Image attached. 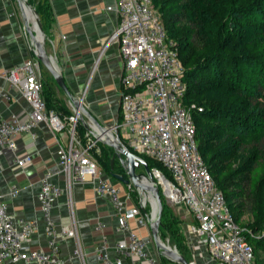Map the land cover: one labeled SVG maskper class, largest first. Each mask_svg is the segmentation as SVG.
<instances>
[{
	"label": "built area",
	"instance_id": "built-area-1",
	"mask_svg": "<svg viewBox=\"0 0 264 264\" xmlns=\"http://www.w3.org/2000/svg\"><path fill=\"white\" fill-rule=\"evenodd\" d=\"M119 23L112 37L118 41L122 62L120 98L121 119L109 129L120 144L140 156L157 161L166 170L168 187L160 191L167 199L182 203L193 217L188 234L204 241L207 255L218 264H255L252 246L245 237L246 228L234 219L224 193L216 185L196 144L192 119L194 104L184 103L186 83L184 66L176 41L169 37L153 0H115ZM6 88H0V101L13 100V91L27 101L30 111L23 116L0 117V157L3 151L14 155V165L21 168L32 156H17V137H34L39 123H46L54 134L72 122L65 147L58 145L57 161L68 179L89 180L97 196H106L116 211L115 231L120 235L112 246L102 244L95 252L100 264H160L150 251V239L139 236L130 227L132 219L139 226L148 225L143 215L146 203L125 207L121 186L108 177L89 157L88 150L96 140L84 146L75 132L76 118L61 117L47 109L42 98L41 68L31 57L6 71ZM2 166L0 165V172ZM153 173H159L153 168ZM165 177V176H164ZM37 193L44 222L46 248L31 246L36 220L8 213L0 198V264H64L60 257L63 238L75 237L76 228L58 227L51 209L62 194V188L45 173L39 178ZM130 188L129 185H127ZM99 221L97 232L104 229Z\"/></svg>",
	"mask_w": 264,
	"mask_h": 264
},
{
	"label": "crops",
	"instance_id": "crops-1",
	"mask_svg": "<svg viewBox=\"0 0 264 264\" xmlns=\"http://www.w3.org/2000/svg\"><path fill=\"white\" fill-rule=\"evenodd\" d=\"M28 1L40 12L47 36V51L53 56L71 93L83 99L87 110L102 125L110 127L118 122L121 119L119 93L122 62L118 41L112 37L119 23L115 0ZM19 15L13 0H0V88L8 86L5 79L8 69L33 57L30 38L21 31L24 22ZM41 68L42 83L47 88L42 92L43 99L46 103L50 102V109L62 113V106L73 114L70 100L55 84L49 71L43 66ZM12 95L10 102L0 101V117L11 114L23 116L30 111L29 104L19 92L15 90ZM34 133L33 138L26 134L17 137L16 155H31L30 163L21 168L15 166L14 155L7 150L0 157L1 200L7 203L9 214L36 220L31 246L46 248L37 193L39 178L48 173L49 180L62 188V194L51 209L54 224L76 228L75 237L60 241L62 261L64 264H100L95 257L96 250L103 243L112 246L120 236L115 231L114 207L106 196L95 194L89 180L68 179L56 164L58 145L65 147L69 139L66 128L54 134L46 123L41 122ZM121 195L125 198L126 208L140 201L133 200L127 185L121 187ZM99 221L105 226L97 232L94 226ZM130 227L139 236L149 237L150 227L139 226L136 219L131 220ZM192 241L191 245L195 242ZM197 246L195 243L193 247ZM149 249L152 251L151 246Z\"/></svg>",
	"mask_w": 264,
	"mask_h": 264
},
{
	"label": "trees",
	"instance_id": "trees-1",
	"mask_svg": "<svg viewBox=\"0 0 264 264\" xmlns=\"http://www.w3.org/2000/svg\"><path fill=\"white\" fill-rule=\"evenodd\" d=\"M180 2L183 4L181 8H171ZM158 3L160 4L158 13L169 37L177 43L179 57L184 66L183 80L186 83L184 103L194 104L191 112L194 114L195 120L197 114L200 119L206 117L215 123V128L195 125L196 144H198L203 160L212 150L207 161L205 160L211 174L209 164L212 161L221 162L226 159L228 154L231 156L232 152H235L236 147L229 142L237 133L250 131L248 130L250 125H255V122L259 120L261 124L256 132L264 137V97L260 93L259 84H257V81L264 84V65L257 56L249 52L253 50L247 40V35L254 32L251 30L239 32L236 27L238 21L236 16L239 12L257 10L260 13L258 18L251 16L252 19L249 21L254 24L256 31H264V0H153V4ZM36 10L42 28H45L40 12L38 9ZM256 21L258 24H255ZM180 23L182 25L172 29L175 24ZM241 38L243 43L240 42ZM238 49H241L240 53H237ZM45 89H47L46 85L43 84L42 90ZM46 104L47 108H51L50 102ZM60 108L63 109L62 114H70V111L65 107L61 106ZM56 111L58 112V110ZM215 129L219 132H215ZM79 132L84 134L82 126ZM224 133L226 134L225 138L222 137ZM221 138H224L225 141L220 140L219 142L218 139ZM226 142L228 143L226 144ZM247 143V146L243 145L245 150H248L247 147L251 142ZM103 147L105 148L101 149L102 158H99V162L103 165L101 167L104 173L107 176L117 173L126 177V172L117 158L114 159L112 167L110 157L114 153L113 149L105 144ZM242 149L241 151H243ZM143 157L145 160L151 161L147 160L150 167H154L153 165L156 164L164 170L165 177L170 178L157 161L147 156ZM235 184V177L228 175L218 187L223 192ZM262 184L264 185V183ZM159 194L163 198L164 195L160 190ZM251 194L248 196L247 191L241 192V200L239 199L235 205L232 202H227L225 194L224 197L235 220L236 212L240 208H246L253 215L255 221L247 227L248 231L245 232V237L251 244L252 250L254 246H259L264 250V235H260L258 238L254 237L264 226V190ZM142 210L143 213H150V210H147V205ZM164 215L163 211L162 220ZM167 229L164 222L159 232L162 233ZM259 264H263V262Z\"/></svg>",
	"mask_w": 264,
	"mask_h": 264
},
{
	"label": "rangeland",
	"instance_id": "rangeland-1",
	"mask_svg": "<svg viewBox=\"0 0 264 264\" xmlns=\"http://www.w3.org/2000/svg\"><path fill=\"white\" fill-rule=\"evenodd\" d=\"M27 2H28V4H31V6L35 9V12L38 16V13H37V10H36L34 4H32L28 0H27ZM239 4H241V3H239ZM13 5L15 7L16 12L18 14H20L18 4H16L15 0H13ZM182 5H183L182 2L176 3V4H174V7H171V8L172 9L181 8ZM159 7H160L159 3L153 4V8L156 12L159 11L158 10ZM259 14L260 13L257 10L252 11V12H245V11L239 12V14L236 16L237 20H238L236 23V27H238L237 29L239 30V32H243L245 30H251L254 32L251 35H247V37H248L247 40H249V44L251 46V49L253 50V51L250 50L249 52L253 53V55L257 56L258 60L260 62H262L264 65V31H256L254 24L250 23V21H249L252 19L251 16H254V18L255 17L258 18ZM19 17H20V15H19ZM38 18H39V16H38ZM40 22H41V20H40ZM255 24H258V22L256 21ZM180 25H182V24L181 23L175 24L172 29L174 30L175 28H177ZM246 28H249V29H246ZM42 29L45 33V29L44 28H42ZM21 31L27 35L26 28L24 27V24H22ZM240 40H242V41H240ZM240 40L239 41L241 43H243V39L241 38ZM47 44H48V42H47V37H46V42H45V48L46 49H47ZM31 49H32V46H31ZM237 51H238L237 53H240L241 49H238ZM32 52H33V50H32ZM32 54H33L32 56L34 58H36L34 52ZM41 67H42V65L40 63V68ZM260 75L262 76V74H260ZM41 83H42V78H41ZM257 84H259L260 93L264 97V84L260 83L259 81H257ZM42 92H43V90H42ZM263 102H264V98H263ZM45 104H46V101H45ZM70 104L72 105L71 102H70ZM46 107H47V104H46ZM47 109H50V108H47ZM51 110H53V109H51ZM53 111L55 113L57 112L56 110H53ZM56 114H58V112ZM58 115L59 116L61 115V117L67 116L68 118L74 117V113L73 114L70 113L68 115L65 113L64 114L59 113ZM195 117H196V120L194 118V114L192 113V119H193V122L195 125H205V127L211 126L212 128H215L214 127L215 123L209 121L208 118L204 117V118L200 119L197 116V114ZM65 124H66L65 128L68 132L70 126L72 125V122H70L67 119V122H65ZM260 124H261V121L258 120L257 122H255V125H252V124L250 125V127L248 129L250 131H246V132H242V133L239 132V133H237V135L235 137L232 138V140L229 143H231L233 146H235L236 149H235V152H232L231 156H230V154H228L225 160H223L221 162L218 160H215V161H212L211 164H209V166L211 168L210 169L211 174H212L211 176H213L217 186L218 185L220 186L222 181L226 177H228V175H233L235 177L236 184L234 186H232L231 188H229L227 191H223L225 194L227 202H229V203L232 202L233 205L237 204L238 200L240 199L241 192L247 191V194L249 196V195H252L251 193H253V192L256 193L257 191L261 192L262 189L264 190V185L262 184V183H264V137L260 136L259 132L258 133L256 132V129H258L260 127L259 126ZM81 126L84 128V131H85L84 134L79 132V129L81 128ZM112 126L107 127V128L110 129ZM75 132H77V136L79 138V141L83 146L85 144H87L89 141L93 140V136L89 133V131L86 130V128L84 127L82 122H80L79 120L76 121ZM215 132H219V130L215 129ZM225 133H226V131H225ZM225 133L222 134L223 135L222 137L226 136ZM224 138L218 139L219 142H220V140L225 141ZM253 138H255L254 141H253ZM247 142H251V143H249V146L247 147L248 150L247 149L245 150L243 148V145L245 144L247 146V144H248ZM227 143L228 142H226V144ZM103 144L104 143H102L99 140L93 146H91V148L88 150L89 157L92 160H94L100 167L101 166L103 167V165L99 162V158H102V150L101 149L105 148V147H103ZM240 148L241 149L243 148L242 149L243 151H241ZM211 152H212V150L209 151L208 155L205 157L206 161L208 159L207 157H209V155H211ZM112 155L110 157V160L112 158ZM115 158H117V157H115ZM147 160L148 159H146L145 161L147 162ZM148 161L151 162L150 160H148ZM113 162H114V160H113ZM153 166L154 167L149 166V168L151 170L153 168H155V169L157 168L160 171V173L165 176L164 170L159 168L156 164H154ZM135 171H136V173H144V167L142 165H139L135 169ZM108 177H111V176H108ZM114 182L123 188L126 187L125 184H122L120 181H118L116 179H114ZM129 186H130V188H128V191H129L130 195H132L133 200L135 202H137L138 200H140V194H138V190L133 186L132 183ZM161 200H162V206H163L162 210L164 211L166 216L164 215L163 220L161 217L160 229L162 228V223H164V222H165V225L168 227L167 230L160 233L162 242L169 244L172 247H175L180 254H182L184 257L187 258L189 264H218L215 261L214 262L212 260L210 261L209 257H207V251H206L204 241H202V240L199 241L200 239H197L196 237H193V236L188 234L187 227L189 226V224L193 223V221H194L189 210L186 209L182 203L178 204V203L172 202L171 200L167 199L165 196H163V198H161ZM263 204H264V198H263ZM146 205H147V210H150V213H151V211H152L151 205L152 204H151V200L149 198L146 200ZM233 205L230 204V206H233ZM143 215H144V213H143ZM235 221L237 223H239L242 227L246 228V231H248L247 227L250 226V224L253 221H255V219H254L253 215H251L246 210V208H240L236 212V220ZM146 226H148V225H146ZM260 235L261 236L264 235V226H263V229L254 237L258 238ZM148 238L150 239V242H151L150 246L152 247L153 252L156 254L157 258H159L160 264H179V263H177V262H175L169 258H166V257L164 258V257L159 256L155 250V244L152 241L150 234H149ZM192 240L195 241L193 243V245H191V243L193 242ZM195 243H196V245H198L197 248L193 247V246H195ZM253 250H254L253 255L256 256L255 264H259L262 262L264 264V250H262L259 246H254Z\"/></svg>",
	"mask_w": 264,
	"mask_h": 264
},
{
	"label": "water",
	"instance_id": "water-1",
	"mask_svg": "<svg viewBox=\"0 0 264 264\" xmlns=\"http://www.w3.org/2000/svg\"><path fill=\"white\" fill-rule=\"evenodd\" d=\"M15 1L16 4H18L21 19L24 22V27L26 28V33L30 38L32 50L36 58L39 60L41 65L49 71L55 84L58 85L62 92L67 96L68 100H70L72 103L76 120L82 122L86 130L89 131V133L96 140H100L102 143L113 149L114 153L110 160L112 167L115 157H117L119 162L122 164L126 172V177L115 173L111 174V178L116 179L125 185H130L132 183L133 186L138 190V194H140V202L146 203V200L143 198L144 192H149L151 196L152 211L148 214L144 212V215L147 219L148 226L150 227V236L155 244V250L157 254L161 257L169 258L179 264H189L187 258L180 254L175 247H172L161 240L159 229L163 213V206L159 189L161 188L162 184L159 179L154 176L153 171L148 166V162H146L142 156L134 153L131 150L129 151L127 148L122 146L115 134L112 133L109 128L105 127L98 120H96L93 115H91V113L83 104V99H79L71 93L59 68H57L53 56L45 48L47 36H45L35 9L31 6V4H28L27 0ZM27 11L30 12L34 17V29L30 27L29 21L27 20ZM139 165L144 167V173H136L135 169ZM160 175L164 177V175L161 173ZM147 178H149L150 181L145 183L142 179ZM164 179L167 180L166 177H164Z\"/></svg>",
	"mask_w": 264,
	"mask_h": 264
},
{
	"label": "bare ground",
	"instance_id": "bare-ground-1",
	"mask_svg": "<svg viewBox=\"0 0 264 264\" xmlns=\"http://www.w3.org/2000/svg\"><path fill=\"white\" fill-rule=\"evenodd\" d=\"M27 20L29 21V25H30V27L32 28V29H34L35 27H34V25H35V20H34V17L31 15V13L30 12H28L27 11ZM110 137H112V136H110ZM113 138V137H112ZM154 176L156 177V178H158L159 179V181L161 182V184H162V186H164L165 188L166 187H168V183L166 182V180L164 179V177H162L159 173H156L155 172V174H154ZM145 183H148L150 180H149V178H147V179H142ZM143 198L145 199V200H147L148 198L151 200V196H150V194H149V192L148 191H145L144 192V196H143Z\"/></svg>",
	"mask_w": 264,
	"mask_h": 264
}]
</instances>
